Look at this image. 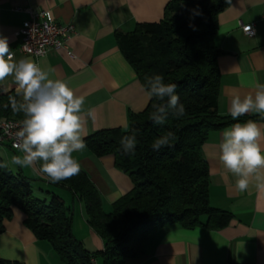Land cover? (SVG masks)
I'll return each instance as SVG.
<instances>
[{
  "label": "crops",
  "instance_id": "crops-1",
  "mask_svg": "<svg viewBox=\"0 0 264 264\" xmlns=\"http://www.w3.org/2000/svg\"><path fill=\"white\" fill-rule=\"evenodd\" d=\"M169 1L0 0V88L15 90L26 100L37 87H52L48 101L63 117L62 147L88 174L106 212L134 183L117 166L114 154L93 153L85 138L102 129L127 130L130 113L141 112L150 100L116 32L160 21ZM27 6L73 24L75 32L68 40L72 55L65 49H51L40 57L20 52L18 30L27 14L16 8ZM244 24H254L256 34L246 32ZM215 44L223 51L217 59L219 113L259 117L212 130L203 144L210 203L233 217L220 228L163 226L150 233L142 253L125 264H264V0H232L218 14ZM0 156L12 172L32 182L36 197L49 201L51 193L60 194L72 211L76 238L90 251L104 249L82 200L48 174L41 125H34L22 149L0 144ZM11 208L0 234V256L25 264H64L53 246L27 225L26 213L16 205Z\"/></svg>",
  "mask_w": 264,
  "mask_h": 264
},
{
  "label": "trees",
  "instance_id": "trees-1",
  "mask_svg": "<svg viewBox=\"0 0 264 264\" xmlns=\"http://www.w3.org/2000/svg\"><path fill=\"white\" fill-rule=\"evenodd\" d=\"M232 0H171L158 22L117 31L120 49L150 94L144 110L130 113L129 128L102 129L85 138L99 156L114 154L117 166L134 183L130 192L102 206L88 174L66 156L60 142L63 117L48 101L52 87H37L26 99L0 88V119L29 117L41 125L48 154V174L84 203L92 228L104 239L90 251L73 232L72 211L64 198L34 195L32 182L12 172L0 156V234L12 205L26 213L38 239L48 241L64 264H125L142 253L145 238L170 224L227 226L233 215L209 198V173L203 144L208 133L256 116L221 115L218 111L223 53L216 44L218 14ZM206 217L204 220L203 218ZM0 264H25L0 256Z\"/></svg>",
  "mask_w": 264,
  "mask_h": 264
},
{
  "label": "built area",
  "instance_id": "built-area-1",
  "mask_svg": "<svg viewBox=\"0 0 264 264\" xmlns=\"http://www.w3.org/2000/svg\"><path fill=\"white\" fill-rule=\"evenodd\" d=\"M16 9L27 14V18L18 30L21 37L20 52L40 57L51 49H65L72 55L68 40L75 32L73 24L57 21L55 16L45 9L32 6ZM242 27L252 35L257 32L254 24H244ZM12 55L13 53L9 54V56ZM33 128V120L29 117L2 118L0 119V144H7L13 149H22ZM93 262L97 263L96 258H93Z\"/></svg>",
  "mask_w": 264,
  "mask_h": 264
},
{
  "label": "rangeland",
  "instance_id": "rangeland-1",
  "mask_svg": "<svg viewBox=\"0 0 264 264\" xmlns=\"http://www.w3.org/2000/svg\"><path fill=\"white\" fill-rule=\"evenodd\" d=\"M4 160H5V162L7 163V159L5 158Z\"/></svg>",
  "mask_w": 264,
  "mask_h": 264
}]
</instances>
